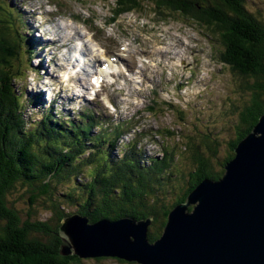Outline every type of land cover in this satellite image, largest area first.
Segmentation results:
<instances>
[{
	"label": "trees",
	"instance_id": "16d2710c",
	"mask_svg": "<svg viewBox=\"0 0 264 264\" xmlns=\"http://www.w3.org/2000/svg\"><path fill=\"white\" fill-rule=\"evenodd\" d=\"M116 2L125 11L140 9L147 3L154 6L155 12L167 9L182 14L219 39L226 51L222 63L232 65L244 80L243 88L251 92L249 100L234 103L232 107L231 112L238 118L236 132L229 142L232 152L219 164L220 171L215 170L217 166L212 159L218 155V142L204 134L197 139L205 147L204 152L194 149L195 155L189 161L192 168L181 175L180 165L168 149L151 165H144L138 157L137 143L131 145L130 153L121 159L112 158L103 144L112 146L118 143L117 138L105 128L101 133L92 132L97 124L95 119L66 125L52 110L45 114L44 120L31 122L20 102L23 94L15 91L14 81L19 79L15 75L21 64L20 50L24 44L33 45V41L25 40L21 44L17 35H9L8 41L0 31V264H84L82 258L61 254L60 226L66 217L74 214L76 207L79 208L77 214L89 219L91 224L104 219L151 218L148 239L155 243L163 235L168 215L175 206L186 202L203 179L217 181L223 177L227 163L236 155L233 151L238 143L253 131L264 115V23L248 10L245 0ZM161 15L165 16L163 12ZM94 143L102 145L101 151L87 150ZM191 143H194L192 139ZM86 151L90 157H86ZM174 175L179 176L178 188L183 195L168 205L163 202L160 186L164 181L172 184ZM78 179L84 182L80 184ZM66 181H73L75 186L61 194L59 189ZM20 186L27 187L26 194L32 205L25 217L33 222L24 226L21 214L26 212L22 210V213L9 197ZM36 206L52 211L54 222H42L33 216ZM65 206L76 207L72 212Z\"/></svg>",
	"mask_w": 264,
	"mask_h": 264
},
{
	"label": "rangeland",
	"instance_id": "374dc122",
	"mask_svg": "<svg viewBox=\"0 0 264 264\" xmlns=\"http://www.w3.org/2000/svg\"><path fill=\"white\" fill-rule=\"evenodd\" d=\"M3 1L11 6L14 5V1L19 3L18 0ZM29 1L31 3L34 2L33 0ZM39 1L43 3V0ZM245 1L248 10L254 12L255 15L257 14L264 23V0ZM61 5L62 13L66 16L60 17L61 22L59 23L67 21L68 18L75 19L79 25L86 26L92 31L94 36L92 42L95 46V51L92 54H96L101 49L100 47L107 48L113 43L117 47H121L129 56L132 55L131 58L126 60L132 66H135L137 62L133 60L134 56L139 52V49L143 50L147 59L153 65V71L152 67L147 69L148 66H144V71H141V73L135 74L132 72V81L129 78H126V80L129 79L131 81L130 84L134 89H136V86H139L138 88L141 86V89L145 90V87L149 86L151 81L155 79L160 84L161 94L153 96L148 90H145V93L141 90L137 92L138 96L131 97L129 92H127V95L123 96L129 98L130 104L126 106L123 98L118 95L119 86H123L121 85L123 80L113 85L110 80L113 78L112 75L111 77L109 75L99 86L95 88L93 86L94 91H99L97 93L99 97H95L93 94L91 96L85 89H82V82L87 87L89 86L87 83H89L90 78L87 77L85 81L79 80L81 74L78 73L74 76L69 75V77L65 73L63 77L68 78L67 80L61 78L60 87L51 86L54 71L49 68L47 58L45 57L44 61L45 69L41 66L38 69L37 67L40 65L39 50L37 48L33 51V48L27 46L22 52V62L18 68L19 73L15 75V78L19 77L18 81L22 79L24 82L17 81L16 83V80L14 82L16 83V92L25 89L23 92L24 98H26V92L28 93L27 97L30 98L31 104L27 108L28 117L34 115L37 119H40L43 111L49 113L50 101L54 99L59 103L64 102L67 104L65 107L68 110L66 111V116L71 114L70 117L74 120L76 119L75 121L81 120L78 119L77 114L82 113L79 111L75 115L74 111L85 105L97 108L102 100L105 102L109 101L115 108L116 103L119 105L118 110L111 112L113 115L105 111L113 120L116 119L114 121L116 123L123 121L125 119L124 116L129 115L131 110L137 111L138 108H141L140 113L142 116L138 114L139 118H135L130 124L133 129L132 132H129L126 139L138 140L137 148L139 151L141 150L138 157L144 165H151L154 159L162 158L164 151L168 149V153H172L175 162L180 165L179 171L183 175L192 168L189 161L195 155L193 150L195 149L196 151L197 148L199 151L203 150L204 152L205 147L202 143H198L197 139L206 134L218 142V155L213 157L212 160L217 166V168H213L220 171L219 164L223 163L226 156L232 152L229 142L233 139L236 132L238 118L237 114L235 115L231 112L232 107L235 104L238 105L239 102L249 100L251 92L243 88L242 81L244 80L232 68V65L225 66L222 63L223 54L226 51L219 39L213 38L207 28H201L192 19L182 14H174L167 9L161 10L165 14L163 17L161 15L162 12H155L154 6L147 3L142 4L140 9L132 11L123 10L116 0H61ZM54 10L56 11V9ZM41 22L42 20L35 15V29H31V34L42 39V36L49 35L51 32L60 40H66L68 45L75 40L73 34L67 33L66 26L55 23L53 27H44ZM112 34L114 38L111 37ZM77 38L80 39L78 36ZM83 39L85 40L86 38ZM159 51L170 53L171 56H159ZM69 52L72 51L69 49ZM66 56L69 57V54ZM30 58H33L32 61H30ZM89 63L90 66L86 68L88 71H90L92 65L91 61ZM89 63L86 64L89 65ZM86 64L81 63V66H86ZM149 71L152 73H149ZM143 72L148 78L150 75L155 77L149 82L148 79L142 78ZM134 74L136 76H133ZM77 75L80 77L78 78ZM60 76L61 73L58 77L60 78ZM115 76V80L118 81L120 75L116 73ZM139 77L142 82L135 83V79L139 80ZM59 78L56 79L59 81ZM106 83L108 87L104 86ZM179 87H182L183 90L179 91ZM69 88L73 89L75 94L68 91ZM148 88L150 89L151 87ZM41 92L44 94V101L39 104V102L33 100L35 99L34 96H36L35 93ZM123 92L125 91L123 90ZM57 94L58 96H56ZM90 98H92L91 101ZM136 101H138V105ZM102 109L100 110L102 111ZM63 110H58V118L59 115L64 114ZM101 122L106 123L104 120H101ZM136 125L138 127H135ZM191 139L194 143H191ZM129 143L133 142L129 141ZM91 146L90 150L101 151L98 147L101 146L100 144L97 146L94 143ZM117 153L115 155H118ZM121 155L119 154V156ZM86 171L88 172L89 169H86ZM177 177L179 176L174 175V179L171 180L174 184L164 181L160 186L163 202L168 205H172L176 198L178 199L183 195V192L178 188ZM204 180L211 181L212 179H203L201 183ZM77 182L82 184L84 181L83 179H78ZM63 185L64 187L61 186L59 189L61 194H63V190L67 193L72 186H75L73 181L72 183L66 181ZM26 189L27 187L20 186L13 191L14 193L9 194L10 200L13 201L12 203L16 204L21 211L26 212L24 215L21 214L24 217L21 221L23 226L27 222H33L27 221L25 217L32 208ZM78 199L81 201V197ZM65 207L73 212L76 206ZM78 209L76 207L74 214L71 215H76ZM34 215L42 222H54L51 220L53 218L52 211L48 212L41 206H36L33 212ZM104 220L108 221L107 219ZM82 259L84 264H136L115 258H107L101 262L94 260L95 258Z\"/></svg>",
	"mask_w": 264,
	"mask_h": 264
},
{
	"label": "water",
	"instance_id": "95a60500",
	"mask_svg": "<svg viewBox=\"0 0 264 264\" xmlns=\"http://www.w3.org/2000/svg\"><path fill=\"white\" fill-rule=\"evenodd\" d=\"M233 152L220 181L204 180L172 210L154 245L147 240L151 219L91 224L76 214L60 226L61 254L136 264H264V115Z\"/></svg>",
	"mask_w": 264,
	"mask_h": 264
},
{
	"label": "bare ground",
	"instance_id": "6f19581e",
	"mask_svg": "<svg viewBox=\"0 0 264 264\" xmlns=\"http://www.w3.org/2000/svg\"><path fill=\"white\" fill-rule=\"evenodd\" d=\"M33 1L34 2L32 3V6H33V9L35 11V15L40 20H42V24L44 27H47V26L53 27L55 25V23L61 22V18H60L61 15H58V13L54 10L55 6H57V4L59 3L58 0H54L55 5H52L51 3L45 2V0L43 1V3L40 2L39 0H33ZM59 25L66 26L67 27V29H66L67 33H71L70 35L73 34V37L75 39H78L77 36L80 37V41L77 42V49L78 50L75 51L79 55L77 54L78 57H75V62H74V60L71 58V57H73L72 52H69V57H67L65 55L67 47H68V43L66 40H63V39L60 40L59 38L55 37L53 33L51 34V32L49 33V35L42 36L43 44H41V45L39 44L40 47H38V50H39L38 53H39V57H40V63L39 64L43 66V69H45L44 61H45V57L47 58V62L49 63V65H48L49 68L54 71V77L51 80V84H50L51 86H57L58 87L61 83V78H63V75L68 70H72L73 74L74 73L81 74V77L79 78V80L82 79V81H85L87 79V77L90 78L91 76H89V74H88L89 71L86 70V68H88L90 66V63H89L90 61L94 63L93 59H95V58H96L95 65H97V69L94 71V74H96L95 82L98 84L101 80V77L102 78L104 77L105 79H107V77L109 75H110V77L112 75L113 78L116 75L117 65L115 63V58L117 56V51L120 52L121 54L126 55L129 58L132 57V55L129 56L128 54H126L124 52V50L121 49V47H117V45H115L113 43H111V45L108 46L107 48L103 47V50L99 49L96 54H92L95 51V46L92 42L93 41L92 39H94V36L92 35L93 33L91 30H89L86 26L79 25L78 22L73 20V19H69L63 23H59ZM111 37L114 38V35L112 34ZM83 38H86V39L84 40ZM112 48H114V49H112ZM97 54H98V56H97ZM48 55H49V59H48ZM80 61L83 64L89 63V65L86 64V66H84V65L81 66ZM90 69H92V68H90ZM152 71H153V67H152ZM85 72H86V75H85ZM90 72H92V70H90ZM60 73H61V76L59 78L58 76L60 75ZM93 77L94 76H92V80H91L92 83H87V85L88 84L93 85L95 88V83L93 81ZM154 77H155L154 75H150L149 78L147 77V79L151 81ZM56 78H59V81ZM114 79H116V76ZM83 84L84 83L82 82V89L84 90V89H86V87H85V84L84 85ZM121 85L124 86V91L126 92L125 95H127V92H129L131 97L138 96L137 92H140L141 90H143V88L141 89V86H140V88L134 89V87L130 84V82H127V83L122 82ZM104 86L108 87V84L106 83ZM148 87H151V88L149 89ZM145 90H148L150 93L153 94V96L161 94L160 93V84H158L155 79L151 81L149 86L145 87ZM145 90H143V93H145ZM182 90H183L182 87H179V91H182ZM91 96H92V93H91ZM94 96L99 97L98 95H94ZM125 97L126 96L121 95V98H123V101H124L125 105L127 106L130 104L129 100H128L129 98L128 97L125 98ZM97 102H101V101H97ZM136 102L138 105L139 104L138 101H136ZM164 102H166V101H164ZM58 108L60 111L63 110V108L60 105L58 106ZM140 109L141 108L137 109V112L139 115H141ZM28 119H30L31 122L34 121L31 118H28ZM61 119H63L66 122L65 123L66 125H71L70 124L71 122L75 123L73 118L65 116V115L61 116ZM114 121H116V119ZM115 123H114V125H115ZM116 124H119V122ZM115 126H117V125H115ZM135 127H138V125H136ZM122 139H123V143H127V142H125L126 140L124 138H122ZM114 144H120V143H114ZM131 145L135 146L134 143H131ZM235 157H236V155H235ZM235 157H234V159H235ZM225 174H226V169H225V173L223 175H225ZM218 181H220V179L217 181L211 180V181H209V184H210V182L217 183ZM183 203H185V202H183ZM180 204H182V203H180ZM180 204H178V205H180ZM193 206L194 205L190 206L189 209L192 208ZM189 209L186 211V213L189 212ZM121 219H129V218L125 217V218H121ZM149 219H151V218H149ZM130 220L145 221L143 219L142 220L130 219ZM114 221H116V220L108 219L109 223L114 222ZM151 224H152V221H151ZM148 232H149V227H148ZM147 240L150 243L148 237H147ZM150 244L154 245L155 243H150Z\"/></svg>",
	"mask_w": 264,
	"mask_h": 264
}]
</instances>
